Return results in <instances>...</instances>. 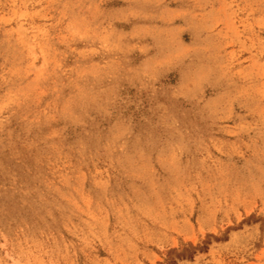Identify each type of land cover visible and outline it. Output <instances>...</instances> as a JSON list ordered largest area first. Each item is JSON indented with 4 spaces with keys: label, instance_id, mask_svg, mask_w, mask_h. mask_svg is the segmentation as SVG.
<instances>
[{
    "label": "rangeland",
    "instance_id": "1",
    "mask_svg": "<svg viewBox=\"0 0 264 264\" xmlns=\"http://www.w3.org/2000/svg\"><path fill=\"white\" fill-rule=\"evenodd\" d=\"M0 264H264V0H0Z\"/></svg>",
    "mask_w": 264,
    "mask_h": 264
}]
</instances>
